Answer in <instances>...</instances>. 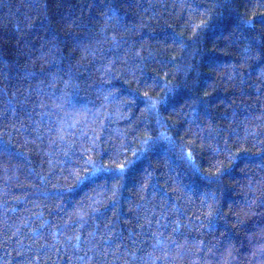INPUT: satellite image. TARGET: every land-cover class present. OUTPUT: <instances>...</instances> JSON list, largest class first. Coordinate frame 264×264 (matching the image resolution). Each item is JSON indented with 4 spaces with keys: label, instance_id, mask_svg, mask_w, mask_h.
I'll use <instances>...</instances> for the list:
<instances>
[{
    "label": "trees",
    "instance_id": "obj_1",
    "mask_svg": "<svg viewBox=\"0 0 264 264\" xmlns=\"http://www.w3.org/2000/svg\"><path fill=\"white\" fill-rule=\"evenodd\" d=\"M0 264H264V0H0Z\"/></svg>",
    "mask_w": 264,
    "mask_h": 264
},
{
    "label": "snow or ice",
    "instance_id": "obj_2",
    "mask_svg": "<svg viewBox=\"0 0 264 264\" xmlns=\"http://www.w3.org/2000/svg\"><path fill=\"white\" fill-rule=\"evenodd\" d=\"M171 91L172 90L169 89L165 93L166 97H168V99H166V100L154 101L151 98H148V99L142 100L141 103H143L147 107L148 112L150 114L158 115V110H157V107H156L157 103L164 104L167 107H173V108L175 107L176 101H174L173 98L171 97V95H170ZM167 107L165 108V110H167ZM158 124L162 125L163 121L162 120L158 121ZM161 138H163L164 141H166V142H168L170 144L173 143V141L170 140L167 137L166 133H160V135L155 140H153L151 138H148V139L142 141V143L144 145H146V146H152V145H155L156 143L160 142ZM138 155H146V153H138ZM186 159H188L189 162L192 163V166L195 167V163H194V161H192V156H191L190 153L186 154ZM119 170L123 171L124 170V166H120ZM96 171H97L96 169L93 170V173H92V177L93 178L96 176ZM100 171H107V170L106 169H101Z\"/></svg>",
    "mask_w": 264,
    "mask_h": 264
}]
</instances>
